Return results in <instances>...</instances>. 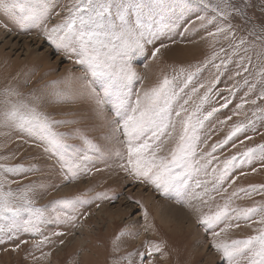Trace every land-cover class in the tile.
I'll list each match as a JSON object with an SVG mask.
<instances>
[{"label": "rangeland", "instance_id": "rangeland-1", "mask_svg": "<svg viewBox=\"0 0 264 264\" xmlns=\"http://www.w3.org/2000/svg\"><path fill=\"white\" fill-rule=\"evenodd\" d=\"M15 2L0 3V193L10 192V202L24 210L0 219V264H229L213 245H231L264 228V160L242 156L264 144V0H165L163 9L157 0H107L113 12L128 7L129 26L139 5L141 23L157 31L153 43L131 57L138 79L120 89L130 112L138 95L165 77L172 82L170 135L157 155L170 157L190 115L201 122L193 158L198 171L189 187L168 196L131 172L122 118L113 111L118 93L95 103L91 90L106 77L49 39L48 30L64 23L78 0H33L23 11L5 10ZM13 105L59 121L53 131L71 147L52 146L38 128L6 120ZM237 126L243 130L223 143ZM234 156L225 172L224 162ZM65 161L77 166L74 179ZM63 200L72 203L65 207L58 203ZM225 205L220 222L200 223ZM249 208L258 211L246 219L241 210ZM154 246L160 251L149 255ZM251 257L246 249L231 264H250Z\"/></svg>", "mask_w": 264, "mask_h": 264}, {"label": "snow or ice", "instance_id": "snow-or-ice-1", "mask_svg": "<svg viewBox=\"0 0 264 264\" xmlns=\"http://www.w3.org/2000/svg\"><path fill=\"white\" fill-rule=\"evenodd\" d=\"M3 2L4 0H0V3ZM32 2L33 0H23V2L16 0L15 3L6 6L5 10L19 8L23 11L25 4H31ZM166 6L165 0H157L158 8L163 9ZM28 10L34 12L31 8ZM46 12L47 8H43L40 15L43 16ZM128 15V7H118L113 12L107 0H87L86 4H84V0H78L75 9L70 11V15L64 23L48 30L50 33L49 39L57 46L71 47L73 52L80 54L77 63L90 60L94 64L93 75L106 77L104 82L98 86V90H91L95 103L97 106H101L106 102L105 98L118 93L113 111L116 117L122 118V123L118 127H122L124 130L131 172L135 178H143L153 184L161 195L168 196L172 192L189 187L190 181L194 178V173L198 171L193 166V158L198 140L195 130L201 122L197 120L193 123V117L190 115L184 123L179 142L171 152L170 157L165 158L157 155L161 150V139L165 135H170L167 129L171 125L166 113L175 93L171 91L172 82L165 77L158 87L146 92L143 97L138 95L135 105L131 106L130 112L128 111L130 106L127 99L128 94L120 91V89H126L131 81L138 79L137 72L131 64V57L137 51L143 52L145 43L151 44L157 38V31H153L151 25L141 23L139 5L137 6V18L134 26H129ZM117 22L120 26L118 32L115 31ZM58 33L63 34L57 35ZM64 42H67V44ZM161 47H164V45H161ZM101 48L109 49L106 57H102ZM113 51H115L116 56L120 57L118 67L115 65L116 56L111 55ZM159 51L160 49L156 48L152 52V56L155 57ZM191 79L192 74L190 73L186 83L190 82ZM193 91L195 92L196 89H193ZM261 98H264V95ZM252 103H255V101H252ZM21 107L27 108V105ZM21 107L13 105L10 110L6 111L4 114L6 120L16 122L17 126L21 128L26 127L29 130L38 128L41 131V138L52 146L71 147L63 144V133L53 131V125L60 123L59 121L50 120L47 116L37 112L35 108L28 109L25 112L21 111ZM213 111H216V109H213ZM179 115L180 113L177 112V116ZM207 115L210 117L212 112ZM242 130L243 126L235 127L223 143H227L232 136ZM85 143H88L91 147L89 141H85ZM215 147L214 145L213 150H215ZM257 155L264 160V144L258 145L256 148H248L242 153L243 158L248 161L253 160ZM82 159L88 160L90 157L84 155ZM236 159L237 157L234 156L224 162L225 172ZM63 166L67 167L74 179L77 175L75 171L77 166L68 161H65ZM223 174L222 172L221 175L223 176ZM199 186L200 182L197 181L196 187ZM256 187L253 186V191L256 190ZM259 188L264 189V185H260ZM9 196H11L10 192L6 195L0 193V219L3 218L5 213H18L24 210L22 206L13 205L8 199ZM58 203L67 207L71 205L72 201L63 200ZM227 211L228 208L225 205L224 208L214 214L203 216L200 223L206 228H211L221 221ZM257 211L256 208L244 209L241 210V215L247 219ZM260 223L264 224V219ZM2 231L3 228H0V232ZM213 235H218V233ZM213 247L223 253L229 264L237 255L243 254L246 249L252 252L250 264H264V228L260 230L259 235L249 237L246 240L233 241L231 245L214 244ZM153 251L159 252L160 248L154 246L149 249L148 254L151 255Z\"/></svg>", "mask_w": 264, "mask_h": 264}, {"label": "bare ground", "instance_id": "bare-ground-1", "mask_svg": "<svg viewBox=\"0 0 264 264\" xmlns=\"http://www.w3.org/2000/svg\"><path fill=\"white\" fill-rule=\"evenodd\" d=\"M5 74H6V72L4 73L3 71L1 72V76H2V78L1 79H4L6 76H5ZM93 244V243H92ZM92 249V248H91ZM91 251V250H90ZM95 264H97L96 262H94ZM188 263V262H187ZM98 264H100V263H98Z\"/></svg>", "mask_w": 264, "mask_h": 264}]
</instances>
